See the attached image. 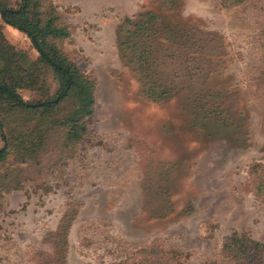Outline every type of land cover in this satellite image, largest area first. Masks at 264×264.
Instances as JSON below:
<instances>
[{"label":"rangeland","instance_id":"374dc122","mask_svg":"<svg viewBox=\"0 0 264 264\" xmlns=\"http://www.w3.org/2000/svg\"><path fill=\"white\" fill-rule=\"evenodd\" d=\"M47 1L69 33L58 49L95 83L94 109L70 152L54 133L32 163L7 156L21 185L0 193V264H233L220 250L230 232L264 241L248 170L264 173V0H178L170 11L160 0ZM146 11L213 35L223 53L159 104L141 96L119 46L126 21ZM0 27L34 61L29 40ZM201 88L231 95L232 127L194 116Z\"/></svg>","mask_w":264,"mask_h":264},{"label":"trees","instance_id":"16d2710c","mask_svg":"<svg viewBox=\"0 0 264 264\" xmlns=\"http://www.w3.org/2000/svg\"><path fill=\"white\" fill-rule=\"evenodd\" d=\"M177 1L159 3L170 11ZM210 1L220 8H235L247 0ZM0 22L21 32L36 54L34 61L29 60L5 40L0 27L1 193L18 190L21 185L15 169L4 166L7 156L13 163H32L54 133L65 152L83 139L86 119L94 109L95 83L58 49L69 33L47 0H20L14 7L0 1ZM126 23L119 43L122 59L135 73L141 96L152 103L171 99L223 55L217 53L221 47L213 35L173 26L156 12H143ZM24 89L37 92L39 98L23 100L18 91ZM230 97L203 88L195 91L191 99L194 116L232 127L237 112ZM258 167L259 163H254L248 170L254 175L255 197L264 201V173H259ZM220 250L233 264H264V241L242 232H230Z\"/></svg>","mask_w":264,"mask_h":264}]
</instances>
